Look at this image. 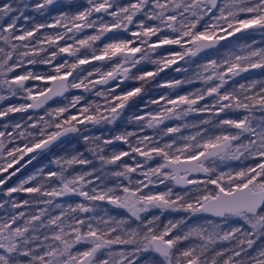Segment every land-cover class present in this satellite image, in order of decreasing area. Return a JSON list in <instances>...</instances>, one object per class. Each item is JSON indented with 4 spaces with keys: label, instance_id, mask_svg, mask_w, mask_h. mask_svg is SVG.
I'll use <instances>...</instances> for the list:
<instances>
[{
    "label": "snow or ice",
    "instance_id": "6c2138e0",
    "mask_svg": "<svg viewBox=\"0 0 264 264\" xmlns=\"http://www.w3.org/2000/svg\"><path fill=\"white\" fill-rule=\"evenodd\" d=\"M62 7L60 0H0V102L25 101L0 107V119L44 108L70 88L95 90L104 104L81 105L84 97L75 96L43 116L2 125L0 264H264V39L245 35L264 37V0H71L74 11H60L51 23L27 15ZM232 37L233 50L219 55L217 46ZM160 48L167 55L151 59ZM207 49L218 56L198 65L200 88L153 100L157 110L132 118L136 131L82 135L116 122L150 78ZM146 59L156 70L132 73ZM93 61L108 62V70L83 67ZM254 70L260 78H250ZM128 79L140 86L118 94ZM35 81L43 86H29ZM185 82L193 80L162 86ZM191 114L199 118L166 124ZM69 134H80L91 158L81 151L55 157ZM117 142L127 148L109 154ZM46 153L55 169L40 167L9 186ZM159 185L164 190H152ZM157 209L184 215L165 223Z\"/></svg>",
    "mask_w": 264,
    "mask_h": 264
},
{
    "label": "rangeland",
    "instance_id": "374dc122",
    "mask_svg": "<svg viewBox=\"0 0 264 264\" xmlns=\"http://www.w3.org/2000/svg\"><path fill=\"white\" fill-rule=\"evenodd\" d=\"M70 2H71V0H63V3H62L63 7L62 8H60L58 10L54 8L51 12H47L44 15H41L40 13H37V12L32 11V10H29L27 12V15L33 17L36 22L51 23L52 22L51 18L59 15L60 11H65V12L74 11L73 9H70L68 7ZM76 2L84 3L85 0H76ZM121 2L126 3L127 0H121ZM19 23L21 25H24V26H30V25H25V22L23 20H21ZM42 31L50 33V32H54L55 30L54 29H44ZM86 32L88 34H91L92 30L88 29V30H86ZM246 36H251L258 43L262 39H264V37H261L258 33H255V32H250ZM235 40L231 41L228 44L223 45L222 47H219L218 48L219 49V55L222 56L226 52L232 51L233 50V42ZM244 42L245 41H241V43H244ZM246 42L251 43V40L249 39ZM100 46H102V45H100ZM173 47H176V46H173ZM149 55L151 56V59H158L160 55H167V53H166L164 48H160L155 53H150ZM217 56H218V53H217V50H215L213 52L208 53L207 55H205L204 57H202L200 59L192 58V60H188V58H185V60H178L175 64L171 65L168 68H165L164 71L160 72L155 77L150 78L148 83L151 84V87H149L148 83H147L145 85L144 90L138 96L134 97L132 100H130L128 102V105H126V107L123 111L122 117L119 118L116 122H114L113 124H110V125L109 124H102V125L90 126V131L83 133L82 135L102 136L103 138L111 139L115 135L120 134L124 131H136L137 130V123L132 119L134 116L143 115L148 111L157 110L159 106L156 104H152L151 102L153 100H159V98L161 96L175 98L177 95H184V94L193 92L197 88H200L202 86L201 83L195 79V74L197 71H199L198 65L207 62L208 59H216ZM69 60H71V58H69ZM93 66L100 68L102 71L108 70V62H106V61H93L92 64L85 65L83 67L87 68L88 70H92ZM29 67H32V66H29ZM177 68H180L181 71H176ZM185 69H186V71H185ZM35 70L36 71H47V66L38 65V66H36ZM155 70H156V65L152 64L150 62V60L146 59V60L142 61L139 65H137L136 69H132V73H135L138 75V74H140V72L155 71ZM82 74H86V73H82ZM244 75L248 76L249 74H244ZM96 78H98V77H96L94 75L93 79H96ZM250 78H260L259 70H254L250 74ZM71 79H72V77H71ZM190 79L193 80V83L185 82V83H182L175 88H169L166 86H162V85H167L169 82H173V81H177V80L187 81ZM237 79L239 80L240 78H237ZM117 82L118 81H116L114 83H109V85H107V86L97 85V88L101 89V90H103V88H110V87L114 86V84ZM241 82H244V81L241 80ZM140 83L141 82L136 81L134 79H128L125 82H120V87L118 89H116V91L118 94L124 93V92H127V91L135 88V87H139ZM32 85H40L42 87L43 82H40V81L29 82V86H32ZM94 92H95V90L93 92H84L83 89H71L70 88V91L63 98L56 99V100H53V101L47 103L44 106V108H42L41 110L29 111V113H27V114L17 113V114L11 115L8 118L0 119V131H5V129L2 127V125H4V124H10V123L18 122L21 120L22 117L26 119L27 115H29V114L33 115L34 118L38 117V116H43L44 112H45V108L50 109V108H56V107L63 106L65 104L69 103V101H71V99L75 96H83L84 97V99L81 101V105H85L89 102H97V103L103 105L104 104L103 98L95 96ZM24 102L25 101H23L22 99H19V98H11L8 101L0 102V107H5V106H7L8 103L19 104V103H24ZM163 103H164V101H161V104H163ZM81 105H78L77 108H79ZM71 113L72 114H78L77 109H71ZM45 118L47 119L48 117H45ZM198 118L199 117L196 114H191L188 117H186L184 121H179V120L166 121V124L168 126H174L177 124L182 125L183 123H186V122L191 123V122L197 120ZM7 131H11V128L9 127L7 129ZM193 131H194L193 129H187V130L182 129L183 135H189ZM146 134L153 135V132H152V130H147ZM113 148L119 150V149H126L127 146L121 142H117L116 144H114L112 146H108L107 152L110 154L111 151L113 150ZM53 151L55 152V157H61V156H65L67 154L73 153L75 151H81V152H85V155L89 156V158H91L90 154L86 151V145L84 144V141L80 138V134H70V136H68L63 141V143L59 144V147H54ZM55 157H53L52 153H46L44 156L39 158L38 162H33L32 165H29L20 174H18L17 177H14L9 182V186L17 184L19 182V180H21V179L25 178L26 176H28L29 174L35 172L40 167L47 166L48 168L55 169L56 166L53 164H50V160H52ZM137 159L142 160L143 158L137 157ZM124 161L129 163V164L134 163L128 157H125ZM150 164H152L154 166L155 161L150 162ZM97 166H98V162H97ZM74 167H76L77 170H80L82 168H85L86 166H74ZM46 170H47V168H46ZM200 178H203V176ZM109 183L111 184L112 182L110 181ZM166 183H171V182H166ZM174 187H175L176 191H182L181 188H178L177 186H174ZM152 190L153 191L164 190V185H159L156 188H153ZM145 191H147V189ZM14 195L18 200L29 198L27 196V194H24V193H18V194H14ZM0 199H3L2 195H0ZM59 202L67 203L70 201H68L65 198V199H61ZM101 207L108 208L113 214H115L116 212H119L122 215H125V216L127 215V213L124 210L113 209L110 205H107L105 203H101ZM154 214L160 215L161 221L165 222V223L169 219L175 220V219H178L180 216L184 215L183 213L170 212V211L164 212L163 214H161L158 209L154 210ZM150 216H151V214H149V218H150ZM203 216H206V214H201V217H203Z\"/></svg>",
    "mask_w": 264,
    "mask_h": 264
},
{
    "label": "water",
    "instance_id": "95a60500",
    "mask_svg": "<svg viewBox=\"0 0 264 264\" xmlns=\"http://www.w3.org/2000/svg\"><path fill=\"white\" fill-rule=\"evenodd\" d=\"M246 34H247V33H246ZM238 35H239V34H238ZM235 39H236V37H232V38H229V40L221 41V45L223 46V45H225V44H228V43H230L231 41H233V40H235ZM219 47H221V46L218 45L217 48H219ZM214 50H216V49H207V50H205L204 52H201V53H200L197 57H195V58L200 59V58L204 57L205 55H207L208 53L213 52ZM69 79H71V77H70ZM49 86H52V85L50 84ZM69 91H70V89H69L67 92H65L63 96L53 97V99L50 100V101H48V103L51 102V101H53V100L63 98V97L69 92ZM41 109H42V108H40V109H36V110H29V111H38V110H41ZM69 135H70V134H69ZM69 135H68V136H69ZM68 136L62 137V141H63L64 139H66ZM58 143H59V142H58ZM198 175H199V176H203V174H198ZM177 187H178V186H177ZM179 188H180V187H179Z\"/></svg>",
    "mask_w": 264,
    "mask_h": 264
},
{
    "label": "flooded vegetation",
    "instance_id": "af4514ba",
    "mask_svg": "<svg viewBox=\"0 0 264 264\" xmlns=\"http://www.w3.org/2000/svg\"><path fill=\"white\" fill-rule=\"evenodd\" d=\"M29 2H34V0H29ZM60 3L62 4V3H63V0H60ZM249 33H250V32H249ZM249 33H247V34H249ZM247 34H245V35H247ZM214 51H215V50H214ZM194 58H195V57H194ZM196 59H197V58H196ZM130 75H131V73H130ZM125 81H126V80H124L123 82H125ZM114 82H116V81H112V82H110V83H114ZM148 86L151 87V84L148 83ZM69 136H70V135H69ZM64 140H65V139H64ZM64 140H63V141H64ZM200 177H202V176H200ZM178 188H179V187H178Z\"/></svg>",
    "mask_w": 264,
    "mask_h": 264
}]
</instances>
